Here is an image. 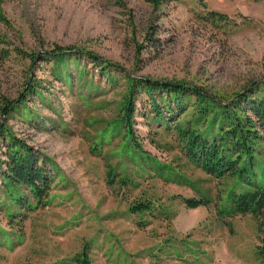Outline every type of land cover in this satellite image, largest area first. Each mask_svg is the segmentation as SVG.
Returning <instances> with one entry per match:
<instances>
[{
	"label": "rangeland",
	"instance_id": "1",
	"mask_svg": "<svg viewBox=\"0 0 264 264\" xmlns=\"http://www.w3.org/2000/svg\"><path fill=\"white\" fill-rule=\"evenodd\" d=\"M211 9L229 22L205 20ZM55 46L231 95L264 77V0H0V125L53 173L30 209L0 180V264H75L84 249L91 264H264V220L227 209L233 177L205 173L136 114L127 148L114 125L123 75L71 55L63 67ZM189 196L210 201L191 208ZM139 202L151 208L132 211Z\"/></svg>",
	"mask_w": 264,
	"mask_h": 264
},
{
	"label": "trees",
	"instance_id": "2",
	"mask_svg": "<svg viewBox=\"0 0 264 264\" xmlns=\"http://www.w3.org/2000/svg\"><path fill=\"white\" fill-rule=\"evenodd\" d=\"M145 1L158 6L173 0ZM203 18L216 24L229 22L226 13L212 9L206 11ZM65 50L55 46L48 55L63 67L67 56L71 55L76 61L95 63L111 81L114 80L112 73L125 78L127 92L123 97L122 113L114 125L117 130H123L127 148H135L137 136L133 124L136 114L154 131L169 133L183 155L205 173L217 178L233 177L227 193L230 215L249 213L264 220V77L231 95H219L180 80L127 74L122 67L89 51ZM43 53L46 58L47 52ZM57 71L53 75L59 79ZM80 71L83 74L84 67ZM60 74L67 77L69 69L64 68ZM11 105L9 102L3 111ZM0 149L1 186L9 200L27 209L35 204H45L53 177L52 165L47 166L39 151L1 125ZM153 167L162 169L158 165ZM182 201L193 208L207 205L210 199L189 196L182 197ZM150 208L146 202L131 207L135 212ZM262 241L264 255V238ZM74 261L75 264H91L85 249L74 256Z\"/></svg>",
	"mask_w": 264,
	"mask_h": 264
}]
</instances>
